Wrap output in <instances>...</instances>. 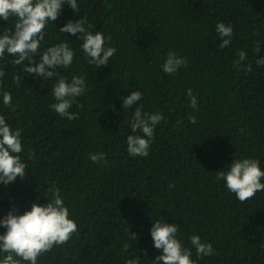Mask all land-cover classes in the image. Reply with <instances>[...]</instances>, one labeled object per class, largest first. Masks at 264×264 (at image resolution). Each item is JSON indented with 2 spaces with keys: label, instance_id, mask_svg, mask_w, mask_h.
Here are the masks:
<instances>
[{
  "label": "trees",
  "instance_id": "obj_1",
  "mask_svg": "<svg viewBox=\"0 0 264 264\" xmlns=\"http://www.w3.org/2000/svg\"><path fill=\"white\" fill-rule=\"evenodd\" d=\"M82 17L117 49L109 65L89 64L82 42L58 32ZM218 22L234 29L224 49ZM54 23L45 29L46 44L66 38L77 56L61 75L86 77L82 107L71 109L78 118L50 108L53 81L24 72L27 62L0 59V88L15 105H0V113L23 130L28 165L24 180L0 185V218L13 207L22 213L33 202L46 204L48 189L59 188L78 224L39 264H125L137 256L153 264L160 251L150 235L152 217L176 223L185 246L193 234L212 243L214 256L198 264H264V191L242 203L216 180L235 158L252 157L264 167V68L255 64L264 58V0H79L78 14L66 6ZM14 24L15 18L0 21V33ZM240 50L248 58L234 67ZM169 51L188 61L175 75L161 70ZM188 89L198 98L196 109ZM132 91L143 93L137 107L165 117L147 158L127 153L135 109L125 110L123 99ZM90 153L105 160L94 163Z\"/></svg>",
  "mask_w": 264,
  "mask_h": 264
},
{
  "label": "clouds",
  "instance_id": "obj_2",
  "mask_svg": "<svg viewBox=\"0 0 264 264\" xmlns=\"http://www.w3.org/2000/svg\"><path fill=\"white\" fill-rule=\"evenodd\" d=\"M79 13V0H0V21L15 18L14 29H6L0 33V59L6 55L13 57L14 65H25L23 71L44 81H53L51 94L54 103L50 108L61 118L74 120L79 113L71 111L73 106L82 107L78 98L88 91L86 77L83 75H61V69H69L77 59L69 41L47 45L45 29L55 24L65 7ZM56 25V24H55ZM58 32L67 37L75 36L81 41L80 51L88 63L98 68L109 65V61L117 52L109 46L110 37L102 31H95L86 17L71 19ZM216 33L224 49L232 43L234 29L224 22L216 24ZM257 52L261 49L257 47ZM247 52L240 50L234 67H243L247 60ZM187 58L175 51H169L161 65L167 75L177 74L187 66ZM258 68H264V58L255 60ZM251 71V64L247 65ZM5 75L0 68V77ZM16 83L20 77L16 76ZM190 106L196 109L198 98L192 89L187 90ZM143 98L140 91H132L123 99L125 110L134 108L129 121L131 133L126 138L127 153L131 157H145L150 154L157 126L165 119L160 112L143 111V105L137 107ZM13 96L9 91L0 88V105L13 108ZM190 120L196 123L195 116ZM23 130L14 128L5 115L0 113V185L9 186L27 177V163L22 159L24 151ZM89 159L94 163L105 160L103 153H90ZM226 170L218 171L217 181H221L229 192L235 194L240 202L253 198L258 192L264 191V167L261 161L252 157L235 158L225 166ZM174 187V185L172 186ZM45 195L46 204L33 202L29 210L23 211L13 207L2 218L0 228V264H39V258L54 247L66 244L78 231V224L72 217L65 198L59 188L48 189ZM153 247L160 254L153 259V264H198L199 260L214 256L212 243L202 240L199 234L190 236L189 246H185L179 235V226L165 219H153L150 228ZM129 246L124 245L123 251L128 252ZM193 249L195 258H193ZM125 264H141L140 258H125Z\"/></svg>",
  "mask_w": 264,
  "mask_h": 264
}]
</instances>
